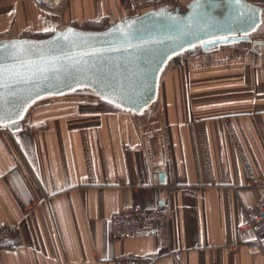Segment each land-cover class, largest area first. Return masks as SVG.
I'll return each mask as SVG.
<instances>
[{
  "label": "crops",
  "instance_id": "1",
  "mask_svg": "<svg viewBox=\"0 0 264 264\" xmlns=\"http://www.w3.org/2000/svg\"><path fill=\"white\" fill-rule=\"evenodd\" d=\"M246 1L263 12L251 42L179 56L145 115L69 95L0 129V225L13 229L0 264H264L239 230L264 188V0ZM140 14L125 0H0V41ZM133 206L159 209L160 229L114 240L111 216Z\"/></svg>",
  "mask_w": 264,
  "mask_h": 264
},
{
  "label": "water",
  "instance_id": "2",
  "mask_svg": "<svg viewBox=\"0 0 264 264\" xmlns=\"http://www.w3.org/2000/svg\"><path fill=\"white\" fill-rule=\"evenodd\" d=\"M262 21L261 8L246 0H193L102 31L69 26L45 39L0 41V129L17 133L37 102L80 90L145 115L174 57L251 42Z\"/></svg>",
  "mask_w": 264,
  "mask_h": 264
},
{
  "label": "built area",
  "instance_id": "3",
  "mask_svg": "<svg viewBox=\"0 0 264 264\" xmlns=\"http://www.w3.org/2000/svg\"><path fill=\"white\" fill-rule=\"evenodd\" d=\"M65 0H36L37 4L48 10L59 8ZM128 5L136 10L143 11L171 3L172 0H125ZM162 214L159 209L145 210L137 206L125 208L110 218L112 224V237L116 241L129 238H139L156 233L161 226ZM241 232L251 234V248L257 252H263L264 238V188L259 202L255 206L244 208ZM13 235V229L7 225H0V245L8 242ZM113 264H142L133 257L116 258Z\"/></svg>",
  "mask_w": 264,
  "mask_h": 264
},
{
  "label": "trees",
  "instance_id": "4",
  "mask_svg": "<svg viewBox=\"0 0 264 264\" xmlns=\"http://www.w3.org/2000/svg\"><path fill=\"white\" fill-rule=\"evenodd\" d=\"M159 7V6H158ZM155 8H157V7H155ZM155 8H148V9H145V10H143V11H141V14L142 13H145V12H147V11H150V10H152V9H155ZM108 28V26L107 25H101V23L100 24H98L97 25V31H102V30H105V29H107ZM55 32H52V33H49V34H45V35H38V36H36L34 39H45V38H48V37H50L52 34H54ZM235 46H237V44H231V45H228V46H226V47H235ZM222 47H224V46H222ZM80 93H85L86 95H90V96H92L93 98H95L90 92H88V91H85V90H80V91H77V92H74V93H72V94H68V95H66V96H69V95H77V94H80ZM85 94H83V95H85ZM100 101V100H99ZM100 102H102V101H100ZM102 103H104V102H102ZM104 104H106V103H104ZM113 107V106H112ZM120 110V109H119Z\"/></svg>",
  "mask_w": 264,
  "mask_h": 264
},
{
  "label": "rangeland",
  "instance_id": "5",
  "mask_svg": "<svg viewBox=\"0 0 264 264\" xmlns=\"http://www.w3.org/2000/svg\"><path fill=\"white\" fill-rule=\"evenodd\" d=\"M178 57H179V56L174 57V58L169 62L168 67H170V66L173 64V62H174ZM83 94H85V93H80V94H77V95H74V96H83ZM85 96H90V95H86V94H85ZM90 97H92V96H90Z\"/></svg>",
  "mask_w": 264,
  "mask_h": 264
}]
</instances>
